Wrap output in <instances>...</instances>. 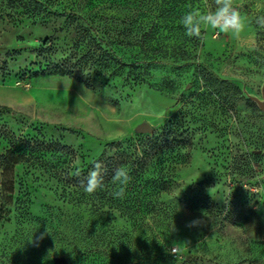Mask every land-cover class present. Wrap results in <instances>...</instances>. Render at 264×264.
Segmentation results:
<instances>
[{"label": "rangeland", "instance_id": "rangeland-1", "mask_svg": "<svg viewBox=\"0 0 264 264\" xmlns=\"http://www.w3.org/2000/svg\"><path fill=\"white\" fill-rule=\"evenodd\" d=\"M236 3L239 37L208 29L197 43L179 21L203 0H0V155L13 135L59 142L81 166L158 139L166 176L153 220L141 204L137 218L104 200L64 206L47 175L15 165L0 178V264H264V112L251 99L264 92V0Z\"/></svg>", "mask_w": 264, "mask_h": 264}, {"label": "trees", "instance_id": "trees-1", "mask_svg": "<svg viewBox=\"0 0 264 264\" xmlns=\"http://www.w3.org/2000/svg\"><path fill=\"white\" fill-rule=\"evenodd\" d=\"M195 41L199 42L197 39ZM6 138L9 147L0 155V178L2 180L9 176V172L15 165L27 164L30 169H34L37 173L47 175L48 181L55 186L57 202L64 206L79 208L81 205L89 204L92 206L95 201L104 200L103 206L108 204L112 209H120V217L137 218L139 215L137 207L140 204L147 208L146 215L149 219L155 220L156 217L162 216L158 213L157 199L159 194L166 189L164 187L166 176L160 168L163 157L158 139H130L124 143L110 144L109 147L114 149V152L109 155L104 154L96 159L104 161L107 166L105 187L94 195H88L81 188L80 181L87 175L92 163L96 160L78 166L75 163L76 154L74 150L59 142H45L35 138H15L13 135ZM121 165H126L130 169L132 181L126 187L124 198L114 199L111 192L115 186L111 183V175L113 170ZM78 170L81 173L80 176L74 174ZM2 180L0 187L3 186ZM29 203L30 199L27 197L15 199V210L18 215L17 224L19 226L31 223L28 212ZM2 214L7 215L9 212L6 213L5 210H2ZM54 221H56L55 225H60L59 217L54 216L50 223ZM68 221L75 225L74 219L67 217L66 223H69ZM55 235H58L57 230L52 233V236ZM24 239H28V235H25ZM38 243L40 241L35 240L33 242L34 247ZM41 243L43 242L41 241ZM152 243L153 248H162V245L155 239ZM124 249L125 247L117 253L119 261H124L127 256ZM151 254L152 251L149 252L148 256Z\"/></svg>", "mask_w": 264, "mask_h": 264}, {"label": "clouds", "instance_id": "clouds-1", "mask_svg": "<svg viewBox=\"0 0 264 264\" xmlns=\"http://www.w3.org/2000/svg\"><path fill=\"white\" fill-rule=\"evenodd\" d=\"M203 8H192L180 17V25L184 29V34L189 38L197 40L203 39V33L208 29L217 30L225 34L231 33L239 37L246 28V18L242 17L236 0H203ZM257 9H264V4L257 3ZM256 23L260 28H264V15L256 18ZM258 50V49H257ZM107 166L102 160L92 163L87 175L81 179L80 186L88 195H94L105 187V175ZM76 176L81 173L76 171ZM132 181L130 169L126 165L115 168L111 175V183L115 186L111 192L114 199H123L126 187ZM199 221L193 220L189 227L199 226ZM43 236L40 237L42 239Z\"/></svg>", "mask_w": 264, "mask_h": 264}, {"label": "water", "instance_id": "water-1", "mask_svg": "<svg viewBox=\"0 0 264 264\" xmlns=\"http://www.w3.org/2000/svg\"><path fill=\"white\" fill-rule=\"evenodd\" d=\"M253 101H255L258 105V107L264 112V92L262 94V101L257 100L256 98H251ZM137 132L140 134H151L152 133V127L144 122L137 126L136 128ZM55 264H67V260L64 257H61L56 260Z\"/></svg>", "mask_w": 264, "mask_h": 264}]
</instances>
